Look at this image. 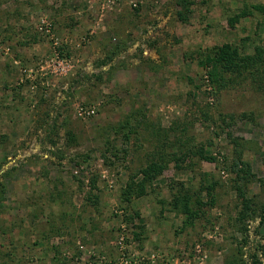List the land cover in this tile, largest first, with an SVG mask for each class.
Segmentation results:
<instances>
[{
  "label": "rangeland",
  "instance_id": "374dc122",
  "mask_svg": "<svg viewBox=\"0 0 264 264\" xmlns=\"http://www.w3.org/2000/svg\"><path fill=\"white\" fill-rule=\"evenodd\" d=\"M122 1L0 0V264H264V79L215 92L193 60L264 48V0Z\"/></svg>",
  "mask_w": 264,
  "mask_h": 264
},
{
  "label": "trees",
  "instance_id": "16d2710c",
  "mask_svg": "<svg viewBox=\"0 0 264 264\" xmlns=\"http://www.w3.org/2000/svg\"><path fill=\"white\" fill-rule=\"evenodd\" d=\"M119 1V0H118ZM117 1V3H118ZM182 1L183 5L186 4L187 0H180ZM254 9L264 13V7L262 6H254ZM249 13L243 12L242 16H236L232 19H229L230 24H234L241 19V17L248 16ZM249 38L243 39L240 45L244 44V42L248 41ZM239 44L233 43H223L222 45H216L213 47L207 48L205 51L196 52L194 54V59L197 65L206 70L207 78L210 85L213 86V90L215 92L221 91L222 89L226 88L231 80H234V75L242 77V79H247L249 77L252 78V81H263L264 79V48L261 46L255 47V55L251 56L244 52L245 48H242ZM188 55V54H186ZM228 75V78H227ZM258 84V82H257ZM131 119L129 118L125 126L131 123ZM123 126V125H122ZM56 129L55 124L50 126L47 130V136H50L52 132ZM69 141H75V136L70 135L68 133ZM199 156L201 159L214 162L216 158L213 156H208L205 154L203 150L200 151ZM239 163V162H238ZM234 163V170L237 171L238 177L241 180L248 181V176H250L251 169L248 164L240 161L244 167L238 171L239 164ZM149 169L152 170V175L155 176L161 173L165 169V165L160 164L158 162H153L149 165ZM242 174V175H241ZM241 175V176H240ZM95 180L92 181L95 184ZM136 186L140 189V194H143L144 185L142 181L136 183L134 178H131L130 183H128L126 189L122 193V199L125 202L131 200V193L132 189ZM95 187V185H93ZM212 188V187H210ZM209 195V187L205 189ZM192 197H176L174 201V206L178 209L181 206V211L186 215V220L184 221V225L186 226L190 222L194 221V219L198 218L200 214V210L203 206H207L208 202H202L199 200L192 201ZM195 207H192V206ZM246 213V212H245ZM262 217V222H264V208L262 213L259 214ZM253 263L258 264L259 258L258 254L252 255Z\"/></svg>",
  "mask_w": 264,
  "mask_h": 264
},
{
  "label": "built area",
  "instance_id": "2783aa9c",
  "mask_svg": "<svg viewBox=\"0 0 264 264\" xmlns=\"http://www.w3.org/2000/svg\"><path fill=\"white\" fill-rule=\"evenodd\" d=\"M118 0H105L106 3H108L109 5H116ZM41 30H43V33L50 35L52 32V25L51 23H49L48 21H42V27L40 28ZM57 44V42H55ZM65 61H58L57 64H53V67L51 69L52 73L55 75H62L66 72V65H65ZM85 114L90 115L92 112H87L84 111ZM154 258V256L150 259L152 261V259ZM139 260L137 258L131 257V255H125L123 256L117 264H139Z\"/></svg>",
  "mask_w": 264,
  "mask_h": 264
},
{
  "label": "crops",
  "instance_id": "0c3cea01",
  "mask_svg": "<svg viewBox=\"0 0 264 264\" xmlns=\"http://www.w3.org/2000/svg\"><path fill=\"white\" fill-rule=\"evenodd\" d=\"M122 0H119L118 1V3H120ZM123 2V1H122ZM121 2V3H122ZM138 2V1H137ZM152 2V1H151ZM120 3V4H121ZM138 4V7H140L141 5L143 6V7H148L149 6V4H148V2H147V0H139V2L137 3ZM122 5V4H121Z\"/></svg>",
  "mask_w": 264,
  "mask_h": 264
}]
</instances>
